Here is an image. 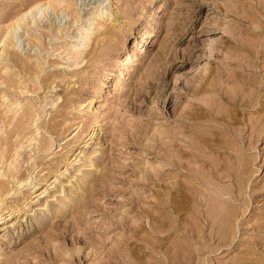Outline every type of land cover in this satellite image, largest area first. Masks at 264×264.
Listing matches in <instances>:
<instances>
[{
  "label": "rangeland",
  "instance_id": "1",
  "mask_svg": "<svg viewBox=\"0 0 264 264\" xmlns=\"http://www.w3.org/2000/svg\"><path fill=\"white\" fill-rule=\"evenodd\" d=\"M0 209V264H264V0H0Z\"/></svg>",
  "mask_w": 264,
  "mask_h": 264
},
{
  "label": "bare ground",
  "instance_id": "2",
  "mask_svg": "<svg viewBox=\"0 0 264 264\" xmlns=\"http://www.w3.org/2000/svg\"><path fill=\"white\" fill-rule=\"evenodd\" d=\"M57 1H60V0H57ZM45 7H46L45 4L38 3L29 12H26V13L22 14L20 17H17L13 23L14 24L13 27L19 26V23L31 12L33 13L34 11H37L36 14L39 15L40 11L44 10ZM104 13H106V10H105L104 2H103V3H100V5L97 8H95L91 13H89L90 16H88V18H86V19L91 21L92 18L93 19L99 18V20H102ZM94 25H95V23H89L87 26H85V27H88V29L84 30V32L80 31L81 33L76 34V37L78 38V41H79L78 45L73 46V54H74L76 59H78L81 56V54L83 53V48L88 47L90 45L93 37L95 36V33H96L95 26L96 25L95 26ZM99 28H100V26L98 27V29ZM15 40L17 42V38ZM15 40L13 41V36H12L11 31L7 30V32L5 33V35L3 36V39L1 41L2 52H4L6 50V48L13 46L14 45L13 43L15 42ZM96 100L97 99H93L91 101V103L89 104V106L91 107L92 110H94V106L96 105V102H97ZM90 157H92V156H90ZM15 160L16 159H14V161L10 164V167H9V169L11 171V177L12 178L17 177L15 174H13V172H16V170H17L16 165H15ZM54 182H56V181L54 180ZM28 184H30L29 179H26L25 182H24V180L20 179L17 182V186L19 189L23 188L24 186H26ZM33 193L34 194L32 195V198H36L37 196H39V197L45 196V191H41V192L35 191ZM8 219H10V213L2 212L0 209V226L2 223H4Z\"/></svg>",
  "mask_w": 264,
  "mask_h": 264
}]
</instances>
